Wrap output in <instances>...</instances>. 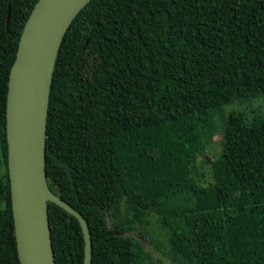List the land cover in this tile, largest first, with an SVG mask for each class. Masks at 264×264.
Listing matches in <instances>:
<instances>
[{
	"label": "trees",
	"instance_id": "16d2710c",
	"mask_svg": "<svg viewBox=\"0 0 264 264\" xmlns=\"http://www.w3.org/2000/svg\"><path fill=\"white\" fill-rule=\"evenodd\" d=\"M38 1L0 0V264H20L7 95ZM258 95L264 0H92L80 12L54 71L46 172L50 189L86 218L92 264H137L136 243L106 216L122 197L161 219L177 258L264 264V115L249 123L230 113L222 156L206 162L212 181L198 167L224 106ZM49 215L56 264H84L79 221L53 203Z\"/></svg>",
	"mask_w": 264,
	"mask_h": 264
},
{
	"label": "water",
	"instance_id": "95a60500",
	"mask_svg": "<svg viewBox=\"0 0 264 264\" xmlns=\"http://www.w3.org/2000/svg\"><path fill=\"white\" fill-rule=\"evenodd\" d=\"M91 1L39 0L24 26L10 71L6 134L20 264H56L49 203L79 221L85 239L84 264L93 263L86 218L50 189L46 172L47 120L57 58L67 31Z\"/></svg>",
	"mask_w": 264,
	"mask_h": 264
},
{
	"label": "rangeland",
	"instance_id": "374dc122",
	"mask_svg": "<svg viewBox=\"0 0 264 264\" xmlns=\"http://www.w3.org/2000/svg\"><path fill=\"white\" fill-rule=\"evenodd\" d=\"M230 113L243 114L251 123L264 115V96L258 95L234 101L224 106L222 113L214 119L215 125L210 132L205 154L200 156L198 161L199 171L207 181H212V177L211 168L206 162H212L222 156L223 125ZM3 172H5L4 166L0 167V175ZM237 200L238 194L234 202ZM106 216L111 228L118 229L121 237L136 243L137 264H196L190 260L177 258L173 254L169 233L163 227L161 219L154 213L136 214L122 197Z\"/></svg>",
	"mask_w": 264,
	"mask_h": 264
}]
</instances>
